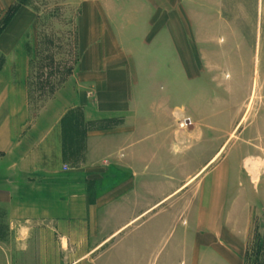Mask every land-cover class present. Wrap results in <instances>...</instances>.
I'll list each match as a JSON object with an SVG mask.
<instances>
[{
    "label": "rangeland",
    "instance_id": "rangeland-1",
    "mask_svg": "<svg viewBox=\"0 0 264 264\" xmlns=\"http://www.w3.org/2000/svg\"><path fill=\"white\" fill-rule=\"evenodd\" d=\"M143 3L176 26V57H147L154 69L138 78L155 71L140 91V150L155 170L146 166L139 193L162 203L81 264H264V0H16L0 12V36L19 12L17 83L37 113L73 81L88 26L120 41L148 17Z\"/></svg>",
    "mask_w": 264,
    "mask_h": 264
},
{
    "label": "crops",
    "instance_id": "crops-1",
    "mask_svg": "<svg viewBox=\"0 0 264 264\" xmlns=\"http://www.w3.org/2000/svg\"><path fill=\"white\" fill-rule=\"evenodd\" d=\"M15 3L0 0V12ZM140 7L148 17L123 26L120 41L113 33L103 44L97 26H88L73 81L37 113L17 83L19 12L0 36V264H81L82 252L102 248L162 203L139 193L146 166L155 170L140 150L141 108L149 102L140 91L155 71L144 84L138 78L154 69L147 57H176V26H163L159 4ZM121 210L129 212L114 226ZM21 227L30 229L27 251L17 248ZM136 264L148 263L139 256Z\"/></svg>",
    "mask_w": 264,
    "mask_h": 264
},
{
    "label": "clouds",
    "instance_id": "clouds-1",
    "mask_svg": "<svg viewBox=\"0 0 264 264\" xmlns=\"http://www.w3.org/2000/svg\"><path fill=\"white\" fill-rule=\"evenodd\" d=\"M10 230L13 228V225H9ZM30 238V229L27 227H21L16 232V242H17V248L19 251H27L28 243L27 241Z\"/></svg>",
    "mask_w": 264,
    "mask_h": 264
}]
</instances>
